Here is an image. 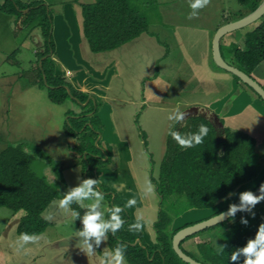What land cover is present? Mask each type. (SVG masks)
<instances>
[{"label": "rangeland", "instance_id": "374dc122", "mask_svg": "<svg viewBox=\"0 0 264 264\" xmlns=\"http://www.w3.org/2000/svg\"><path fill=\"white\" fill-rule=\"evenodd\" d=\"M129 2L136 6L141 15L148 19L151 31L162 37V30H159L157 27H163L161 23H164L167 28L177 33L178 37L176 40L174 39L176 43L183 45L187 49L195 48L193 51L196 49L200 50L206 39V34L199 32L200 29H206L210 36L218 23L224 24L227 20L236 19L237 15H239L237 13L243 10L237 0H211L208 7L200 11L198 17L188 19L187 16L190 9L188 8L187 0H129ZM248 11L243 10L242 14L245 15ZM23 12L26 13L27 10ZM52 14L55 18L56 14L53 10ZM19 20L15 16L5 14L0 10V153L9 145L24 143L26 151L33 156V172L37 176L44 178L57 191L59 189L64 191L69 185L75 186L78 175L87 178L83 155L76 150L77 140L68 137L65 133V125L69 118L73 117L68 112H81V108L72 101H67L64 105H56L49 100L47 90L34 85L35 81L32 69L36 67V53L44 52V40L38 30L34 31L29 25L23 24L24 18ZM255 28L256 24L232 33L230 36L235 43L232 47H226V43L223 42L222 49L226 60H229V55L234 52L235 46L244 41L247 34ZM53 31L56 45L55 56L59 55L63 62L68 65L63 56L64 50L58 49L57 45V41H62L65 35L62 31H59V28ZM72 32L69 29V33L71 34ZM73 33L75 34V31ZM146 44H149V46L146 47ZM146 44L143 50L139 51V54L127 52L128 55L125 57V60H130L131 63H129L130 68L126 67L123 78H118L117 76L110 79L109 71L106 72L107 76H103L101 74L103 72L98 70L100 73V77L96 80L98 89L110 97L118 98L125 96L124 100H133V104H136L139 99V89L143 85L140 82L139 75H144L145 73V75H149L146 76L147 78L153 77L156 73L155 67L158 64L154 62L153 57L159 53L155 49V45L152 43ZM73 50L75 51V41L73 49L70 51ZM173 59L174 64L180 63L184 68L174 77L175 80L178 79V83L174 82L175 87L172 91L174 93L170 94L167 99L172 101L181 99L184 102V100L186 101L198 96V86H196L198 81L192 80L198 71L197 69L192 71V68L197 66L195 63H198L197 68L200 72L205 73L199 62L190 63V61H193L190 58L187 61H183L182 56L179 54L174 55ZM209 66L215 68L214 66L216 65L213 58H210ZM69 67L68 65L66 68ZM69 69L73 68L70 67ZM69 77L67 76L66 78L70 79ZM91 77L93 78V75ZM196 78H198V75ZM107 85H109V88L106 91L105 86ZM99 102L102 105L98 115L105 132L102 133L103 139L100 144L97 145V142L95 143L96 146L100 150L110 151L111 144L109 143L115 141L117 146H112V149L124 148L126 154H121V157L118 158L117 154L113 157L109 153L108 155L112 159L110 164L104 168L97 167L95 169V177L98 178L96 172H99L103 183L100 182L107 185L112 192L118 194L125 203L129 198H133L134 195L129 197L132 194H126L125 192L120 194L116 192L115 189L120 188V183H118L119 180L114 182V180L116 181L115 170L120 162L127 161L128 159H133V163L135 164L139 162L141 166L138 170L141 172L138 175V183L135 184L138 189L135 188L137 192L133 194H142L147 185L146 174L149 177L150 170H154L152 175L157 178V170L154 168H156L155 165L161 163V158L164 157L167 148L166 140L168 139V135L166 125L170 124V122L166 118L168 115L166 111L173 106L164 102L167 107L164 110L166 114L158 116L157 113H154L150 115L148 125L146 123V126H143L144 120L140 119L142 124L140 122L139 125L144 133L145 141L138 130L136 122L134 124V118L137 120L142 111L133 114L132 112L135 107L133 105L130 106L128 103L121 104L100 100ZM119 141L128 142L127 147L129 145V148L126 145L120 144ZM145 143L147 144V148L145 147ZM259 162L261 163L260 159ZM114 164H117L116 167ZM144 164L145 166H143ZM128 169L127 165H125L124 170L126 171H124V175L126 179L130 175ZM145 169L146 172H144ZM120 180L122 181V178ZM150 197L156 206L153 212L157 215L162 206L161 198L157 195L156 191ZM135 198L137 199V204L129 209L131 217L137 215L136 211H138L137 208L139 207L137 196ZM145 198L146 201L149 199V197ZM105 202L108 205L112 204L107 198ZM157 205L159 210L157 209ZM221 209L224 208L220 207L214 210L187 209L185 201L182 200L170 212L173 219L171 229H179L208 220L213 218ZM256 212V219L249 217V226L245 227L240 224L241 213L236 216L235 223H231L230 221L215 228L207 229L190 240L186 239L187 241L184 243L182 250L196 261L204 264H216L217 262H214L215 255L219 254L216 248V241L218 244L226 246V243L231 241L232 238L246 234L251 229H254L255 223L264 216V202L257 205ZM49 214L54 216V221H49L50 226L43 234V241L37 246H30L32 249L27 254L31 252L32 254L29 256L27 254L24 255L23 251L15 247L14 242L18 235L17 231L15 233V228L16 225L18 227L20 220L18 224L16 222L17 219L9 223L13 213L7 208L0 209V253L7 257L6 264H60V258H64L68 264H98L96 258H87L74 247L75 241L69 240V237L74 233L75 225L71 221H64L54 205H51L47 209L43 217ZM76 226L77 228L80 227L79 222H77ZM230 231L232 233L228 234ZM153 234L154 231L152 230L150 234L146 225L145 236L143 233V237L145 243L149 246L153 245L150 239V236H153ZM200 244L202 245L199 249L198 246ZM103 249L102 244L99 251H103ZM97 256H99V252Z\"/></svg>", "mask_w": 264, "mask_h": 264}, {"label": "trees", "instance_id": "16d2710c", "mask_svg": "<svg viewBox=\"0 0 264 264\" xmlns=\"http://www.w3.org/2000/svg\"><path fill=\"white\" fill-rule=\"evenodd\" d=\"M237 2L243 10H249L248 13L243 15L242 10L237 13L240 15H237L238 18L227 20L223 25L253 13L264 0H237ZM81 7L84 36L94 54L114 51L149 32L148 19L141 15L129 0H96L92 4H81ZM0 10L15 16L18 20L24 18V25H29L32 30L40 32L44 40V52L36 53V67L32 69L34 85L47 90L49 100L56 105H64L67 101H72L81 108V112H68L73 117L67 121L65 133L68 137L77 140L76 150L83 155L87 178L90 174L96 178L95 169L108 167L112 160L106 150H100L95 144L103 133V124L98 116L102 104L94 95L77 89L68 78L57 75L52 11L42 0H31L28 3L4 0L0 4ZM24 10L27 12H23ZM233 58L230 65L257 81L255 72L264 63V17L256 23V28L247 34L243 47L237 46L234 49ZM235 78L241 82L239 78ZM261 85L264 88V84ZM262 102L264 104L263 100ZM220 122L223 124L222 121ZM201 123L207 124L210 129L204 143L182 150L168 136L167 150L159 175L157 178L154 175L151 177L162 205L154 224L158 247L147 245L143 232L128 231L131 220L128 210L129 215L125 217L127 223L118 233V237L129 244L127 250L129 264H186L173 249L174 236L184 227H188L187 225L179 229H171L173 219L170 212L176 205L184 200L187 209L213 210L220 202L227 199L230 193H235L240 187L259 179L263 167L256 153V140L252 136L225 127L224 124L222 128H218L203 116L187 118L183 130L195 131L196 126ZM136 125L146 141L139 125V118L136 120ZM145 147L147 148L146 143ZM116 165L114 164L115 167ZM32 166L33 156L26 151L24 143L9 145L1 151L0 209L7 208L13 215L20 211L25 212V216L18 224L17 234L27 231L43 235L50 226L49 221L43 218V214L52 205L51 201L58 197V191L44 178L37 176ZM262 182L264 179L257 184V188ZM101 186L105 192L114 193L107 185L101 183ZM106 198L111 203L115 202L121 206L124 204L118 194L115 201L111 196ZM227 207L219 212L225 211ZM262 218L264 216L255 223L254 229L227 242L225 252L216 254L214 262L228 264L229 253L235 247L243 246L248 238L254 236L259 223L264 222ZM138 240L140 244L133 246ZM115 243V239L109 236V249L114 247ZM201 245L198 246L199 249ZM99 255H102V251ZM187 255L190 256L188 253Z\"/></svg>", "mask_w": 264, "mask_h": 264}, {"label": "crops", "instance_id": "0c3cea01", "mask_svg": "<svg viewBox=\"0 0 264 264\" xmlns=\"http://www.w3.org/2000/svg\"><path fill=\"white\" fill-rule=\"evenodd\" d=\"M20 1L24 3H28L31 0H20ZM42 1H44L45 4L50 8V10L51 11L53 10L54 13L56 14V17L54 18L53 30L55 29L56 31L59 28V31H62V33L65 35L62 41H57L58 49L61 48L62 51L64 50L63 56L66 59L68 65L73 68V69H69L70 67L66 68L68 65H66V63L63 62L61 57L59 55L54 56L57 75L63 77H65V75L66 77L70 76L69 78L71 80L70 79L69 80L73 83V85L77 89L89 93L91 95H94L98 101L99 100L103 102L110 101L121 104L128 103L130 106L133 105L135 107V109L132 112L133 114L142 111V114L139 115L137 118H139V123L141 122L140 119L144 120L143 126L144 125L146 126V123L148 125V118L150 117V115L154 113H157L158 116L166 114V112H168L169 109L174 108L177 104H180L183 110H187L191 107H198L201 108L202 111L207 115L217 116L220 119V121L223 122L225 127L244 132L252 136L256 140L257 143L256 153L258 154L263 167L262 172L259 176V179L243 187H240L235 193H239L245 190H254L255 188H257V184L262 179H264V104L262 100L258 96H256L254 92H252V90H248L249 88H246L247 86H243L244 84L237 81L232 74L220 69L219 67H217L216 64H215L216 66H214L215 68L209 66L210 58H213V40L215 34L223 24L218 23V25H216L217 27L214 29V31H212L210 36L206 29L199 30V32H203L206 34V39L200 50L196 49L195 51H193L195 48L187 49L183 45L176 43L174 39L175 40L177 39L178 37L177 33L167 28L166 24L161 23L163 27H157V28L159 30H162V34L160 33L162 37L157 35V33L155 34L153 31L149 29L148 33L141 35L133 42L128 43L114 51L94 54L90 50L89 44L84 36L81 4H92L96 2V0H42ZM3 2L4 0H1V4ZM69 29H71V32L75 31V34L73 32L70 34ZM230 35L231 34L225 36L221 40V45H220L221 54L224 60L228 64H231L234 60L233 53L229 55V60H226L223 55L222 44L223 42H225L226 47H232L233 45H235ZM74 41H75V51L74 50L70 51L73 49ZM244 42L245 39L235 47L237 46L243 47ZM146 43H152L155 45V49L159 53L155 54L153 57H154V62H157L158 64L155 67L156 73L153 77L147 78L146 76L149 75H145V73L144 75L143 74L139 75L140 82L143 83V85L142 88L139 89V99L137 100V103L133 104L134 101L132 99H131L132 101L124 100L125 96L118 98L110 97L109 95H106L104 92L100 91L98 89V84L96 82L97 78L100 77V73L98 72V70L103 72L101 73L103 74V76H107L106 72L109 71L110 79H112V77L116 78L117 76L118 78H123L124 76L123 73L126 72V67L130 68L129 63H131L130 60L129 61L125 60L126 59L125 57H127L128 55L127 52L130 51L139 54V51L141 49L143 50V47H145ZM148 46L149 44H146V47ZM92 54L94 55L91 56ZM176 54L181 55L183 61H187L189 58L190 60L193 59V61H190V63L198 61L199 64L201 65L202 70L205 72V73L200 72V70L197 68L198 63H195L197 64V66L193 67L192 71L197 69L198 73L194 75V78H192V80L198 81L196 86H198L197 92L199 95L187 99L186 101L184 100V102L181 99L178 101L176 100L172 101L167 99V97H169L170 94L174 93L172 92L175 87L174 82L178 83L177 82L178 79L175 80L174 77L184 68V66H181L180 63L178 64L176 63L177 65L173 63L174 61L173 57ZM138 59L140 60V58ZM161 64L162 66L160 67ZM263 74H264V63L260 65L255 72V78L261 84H264ZM92 75L93 78L91 77ZM197 75L198 78H196ZM105 88L107 91L109 85L105 86ZM164 102L172 105L173 107L168 108V110L165 112L164 110H166L167 107L165 106ZM135 122L136 120L134 118V124ZM168 125H166L167 129H168ZM102 137L103 136H101L100 138V142L103 139ZM119 143L122 145H126V147L128 144V142H122V141H119ZM109 144H111L110 151L107 150L106 151L108 152V154L110 153L111 155H113V157H115L116 156L115 154H117L118 158H120L121 154H126L124 148H120V146L119 148L121 150L112 149L113 148L112 146L114 147L117 146V143L115 141ZM107 148L109 147L107 146ZM127 148H129V145ZM128 151L130 152V150ZM164 157L161 158V163ZM161 163L155 165L156 168H154L157 170L156 171L157 177L160 172ZM137 164L133 163V159H128L127 161H123L119 163V165L115 170L116 181L114 180V182H117V180H119L118 183H120V188H117L115 190L120 194L122 192H125L126 194H132L129 195V197L133 195H134L133 197L137 196L139 201L138 202L139 207L137 208L138 211H136L137 215L131 217L130 225L136 222L138 216H143L144 221L148 222L146 225L150 234L152 230L154 231L153 236H150L151 244H153L152 245L153 247H158L159 244L157 243V236L154 230V224L158 219L159 211L157 215L156 213L153 212L156 206L154 205V201H151L150 196H148L149 199L146 201V198L145 199L141 198V193L133 194L137 192L135 188L138 189V187H136L135 184L138 183L139 180L138 175L141 172L138 170L140 169L141 165H139V162H137ZM125 165H127V169L129 167L128 171L130 175L128 176L127 179L125 178L124 175V171H126L124 170ZM143 166H145V164ZM144 172H146V169L144 170ZM153 172H154L153 169L150 170L149 177L146 174L147 182L151 180ZM96 175L99 178V180L102 182V178L100 177L99 172H96ZM121 178L122 181L120 180ZM118 189L119 191H117ZM236 201H238V196H229L227 199L220 202L215 209H218L220 207L225 208L230 203H235ZM157 209L159 210L158 205H157ZM24 216H25V212L23 211L16 214L15 216L13 215L12 218L9 220V223L12 220L17 219L16 222L18 224L19 220H21V218ZM16 231H17V225L15 228V233ZM143 233L145 236V230L143 231ZM41 241H43V239ZM107 246H108L107 243L103 244V248ZM31 249L32 247H30L28 251H30ZM28 251L27 252L23 251L24 255L27 254ZM30 254H32V252ZM30 254L27 255L30 256ZM6 260H8L7 257L2 253H0V264H6L7 262Z\"/></svg>", "mask_w": 264, "mask_h": 264}, {"label": "clouds", "instance_id": "9594fccd", "mask_svg": "<svg viewBox=\"0 0 264 264\" xmlns=\"http://www.w3.org/2000/svg\"><path fill=\"white\" fill-rule=\"evenodd\" d=\"M211 0H187L190 9L187 18L193 19L200 15V11L210 4ZM187 112L180 104L168 110L167 120L170 122L167 135L171 137L176 146L182 150L194 148L204 143L210 129L207 124L201 123L195 131H184L187 122ZM207 119V118H206ZM119 191V189L117 190ZM156 191L151 180L147 182L141 198L148 197ZM230 196H238V203H230L225 211L205 222L203 226L220 224L226 220L235 223L238 212L242 213L240 224L247 227L251 219H256V207L264 202V182L260 183L258 192L245 190L239 193H230ZM111 196L116 200V193L105 192L99 178L82 175L76 177L75 186H67L66 190L58 191V197L51 201L64 221H71L75 225L74 233L69 240L75 241L74 247L87 258L94 257L98 264H128L127 250L129 244L121 241L118 233L127 223L125 217L128 210L137 204L135 197L128 199L122 206L113 202L108 205L106 197ZM247 214V215H244ZM46 221H54V216L49 214L43 217ZM264 221V218H262ZM77 222L80 227L77 228ZM143 216H138L135 223L128 228L129 232L140 233L145 230L146 224ZM111 236L115 239V246L108 249L105 247L102 255L97 256L102 244H106ZM43 239L42 234L36 232H20L15 239V247L20 251L27 252L30 246H37ZM219 254L226 250L225 245L216 241ZM14 254V253H13ZM60 264H68L64 258H60ZM228 264H264V222L259 223L253 237L247 239L243 246L235 247L228 255Z\"/></svg>", "mask_w": 264, "mask_h": 264}, {"label": "water", "instance_id": "95a60500", "mask_svg": "<svg viewBox=\"0 0 264 264\" xmlns=\"http://www.w3.org/2000/svg\"><path fill=\"white\" fill-rule=\"evenodd\" d=\"M263 17H264V2L253 13H250L247 16H245L239 20H236V21H233V22H230L228 24L221 26L217 30L215 37H214V40H213V59H214L215 64L217 65V67H219L220 69H222V70L232 74L233 76L239 78L241 83H243V84L247 85L249 88H251L254 91V93H256L261 98V100L264 101V88H263V86L258 81H256L252 77L248 76L246 73H244L240 69L228 64L224 60V58L221 54V50H220L221 40L225 36L232 34L234 32H237L239 30H242V29L249 27L251 25H254L258 21H260ZM40 66H41V63H40ZM44 78H45V82H46V77H44ZM86 104H84V105H86ZM185 111L188 114L186 119L190 118V117H194V116H203V117L207 118L208 120H210L218 128L223 127V124L220 122V119L217 116L207 115L206 113H204L202 111L201 108L191 107ZM99 141H100V139L97 141V145H98ZM105 160H107V159L105 158ZM258 188L254 192H258ZM240 214L241 213L238 212L236 216H238ZM213 218H210L208 220L199 222L197 224L185 227V228L181 229L180 231H178V233L174 236V238H173V249H174L175 253L178 255V257L183 262H185L186 264H203V263L196 261L192 257L188 256L186 253H184V251L181 249V243L184 240H186L192 236H195V235H197V234H199V233H201L207 229H210V228H213V227H216L218 225H221L223 223L228 222V220H226L220 224L209 225L207 227L203 226L205 224V222H207ZM136 244H140V241L138 240L135 244H133V246Z\"/></svg>", "mask_w": 264, "mask_h": 264}, {"label": "flooded vegetation", "instance_id": "af4514ba", "mask_svg": "<svg viewBox=\"0 0 264 264\" xmlns=\"http://www.w3.org/2000/svg\"><path fill=\"white\" fill-rule=\"evenodd\" d=\"M189 240H190V239H189ZM184 243H186L185 240L181 243V249H182ZM107 244H108V247H109V238H108V240H107ZM183 251H184V250H183ZM184 253H186V252L184 251ZM186 254H187V253H186ZM203 264H204V263H203Z\"/></svg>", "mask_w": 264, "mask_h": 264}]
</instances>
